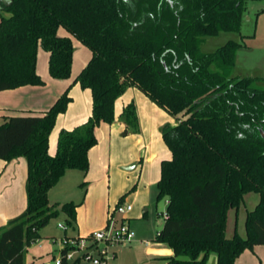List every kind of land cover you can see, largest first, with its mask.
<instances>
[{
    "label": "trees",
    "instance_id": "obj_1",
    "mask_svg": "<svg viewBox=\"0 0 264 264\" xmlns=\"http://www.w3.org/2000/svg\"><path fill=\"white\" fill-rule=\"evenodd\" d=\"M247 1L0 0V91L44 84L39 47L49 55L52 78L70 77L75 47L58 34L63 27L91 51L73 82L92 97L86 122L60 131L55 155L48 153L49 134L71 101L70 86L46 111L0 124V159L22 156L27 164L26 208L0 228V264H25L26 247L59 211L73 227L82 201L57 209L48 191L68 169L87 172L95 128L113 122L115 100L128 86L177 120L162 129L171 157L160 164L156 200L167 204L153 239L172 249L171 263L206 264L214 253L216 264H233L264 244V76L230 74L243 42L201 50L205 37L239 31ZM120 117L138 130L133 103ZM249 192L259 199L246 212L245 236L227 237L228 210Z\"/></svg>",
    "mask_w": 264,
    "mask_h": 264
},
{
    "label": "rangeland",
    "instance_id": "obj_2",
    "mask_svg": "<svg viewBox=\"0 0 264 264\" xmlns=\"http://www.w3.org/2000/svg\"><path fill=\"white\" fill-rule=\"evenodd\" d=\"M263 7V0H248L244 6L239 31L220 32L216 36H207L201 45L202 51L211 52L224 44L227 40L243 42V45L238 48L235 53V61L230 73L232 76H264ZM61 31L66 30L60 27L58 33H61ZM78 43H80L83 48L75 53L72 77L82 68L80 67L81 63L85 60L88 61L91 57V51L84 44H81V42ZM41 61L43 60L40 59L38 64L39 70L42 66ZM74 79L75 76L72 82ZM68 95L71 97L69 93ZM74 96L77 100L76 103L80 104L79 96L77 94ZM133 105L137 116L136 105ZM155 107L156 113L153 114V117L156 120L147 127V122L142 121L143 124H141V119L137 117L138 130L135 132L131 127H128L129 134L126 136L120 135V132L117 131L119 129V123L114 120L112 125H109L111 123L100 122L96 127L95 136L97 139L96 145H98V152H96V159L92 161L90 173H88L86 177L88 181L87 192L91 200L90 203L79 210V216L82 222L86 223L89 222L92 217H98L102 209L105 208L104 224L100 229L105 228L107 226L109 212H111L116 205L120 204L122 206L131 205V207H134L136 210L135 217H133L135 210L132 211L133 213L130 212L123 217L127 219L134 218L136 219L135 221H138L131 227L136 232H138L141 226H144L146 230H144L145 235L143 238L148 239L150 242L153 241L158 228L162 227L161 212L165 211L166 204L164 198L156 200V180L158 179H156V175L160 176L161 161L171 154L170 149L163 139L162 129L164 126L171 125L170 120H172L173 116L156 104ZM6 114L7 113L0 108V123L2 122V117ZM104 149H106V151H103ZM125 158L127 161L123 162L122 160H125ZM129 162H134L136 164L135 167L130 170L122 169L124 165L130 164ZM81 182V180L75 181V179H68L65 184V190L70 195L67 194L66 197L62 198L82 195V190L79 187ZM254 195L258 196L255 192H249L244 195L237 210L238 227L243 236V216L246 210L253 208V205H251V197H254ZM61 202L65 203L64 201ZM61 204H58L56 208L59 209ZM145 208L148 212L145 218H142V212ZM234 215L235 209H230L228 214L229 223H232ZM62 223H65L63 220V212L59 211V214L49 221L43 232L46 234L53 233L55 237L59 238L64 234L63 230L59 227ZM67 232H70V228ZM55 237H46L31 243L25 252L26 262L39 264V260L43 258L44 261L53 264L52 254L55 253L57 244L52 242V239ZM127 248L128 246H119L117 248L118 259H121L124 254L127 253L125 250ZM136 255L139 258L141 257L139 252H136ZM113 261L114 259H110L109 264H113ZM79 264L89 263L81 261Z\"/></svg>",
    "mask_w": 264,
    "mask_h": 264
},
{
    "label": "crops",
    "instance_id": "obj_3",
    "mask_svg": "<svg viewBox=\"0 0 264 264\" xmlns=\"http://www.w3.org/2000/svg\"><path fill=\"white\" fill-rule=\"evenodd\" d=\"M58 34L61 36H70L73 41V45L75 47V50L73 52V59H72V68H73L75 53L76 51L82 50L83 47H81L80 43H78L80 41H76L77 39L75 40V37L71 36L67 31H61V33ZM48 57H49L48 53L39 47L37 52L36 70L38 74L44 79V84L25 85L15 89L0 91V108H2L3 111L7 113L5 116L2 115L3 116L2 122L4 121L5 117L10 115L25 114V113H42L46 111L56 101V99L65 91V89L68 86H70L68 93L71 95V101L66 111L57 116L55 125L49 134L48 153L50 155H55L57 150V139L60 131L72 130L75 127L86 122V120L91 114L92 97L89 89L81 88L78 83L72 82L74 76L76 77L77 74L81 71V69L87 64L88 62L87 60L81 63L80 67L82 68H80L79 72H76V74L73 77H72L73 71L71 70V75L68 79L58 80L52 78L49 74ZM40 59H42L43 61H41L42 66L41 69L39 70L38 64ZM75 94L79 96L80 104L76 103L77 100L74 96ZM130 102L136 105L137 117L141 119V124H143L142 121L147 122L146 126L148 127L151 125V123L154 120H156L153 117V114L156 113L155 103L152 102L144 93H142L136 87L128 86L125 89V91L115 100L114 121L119 123V127H118L119 129L117 131L120 132L121 136H126L129 134V128L122 121L120 117V113L122 112L123 107ZM114 121L112 123H114ZM170 121H171L170 123L171 125H175L177 120L175 117H173L172 120ZM112 123L109 125H112ZM96 144L93 147H91L88 151L89 167L86 173H83L82 171L77 169H68L65 172V174L59 179V181L48 191V201L50 205L54 203L61 204L62 203L61 201L64 202L82 201L80 205L76 208V219L73 224V227H70V232L69 233L66 232L67 235H72V236L86 235L90 231L100 229L104 224L105 208L102 209V212L100 213V215H98V217L95 218L94 216L92 217V219H90L89 222L86 223L82 222L79 216L80 208L86 206L88 203H90L91 200L90 199L91 197L88 196V192H87L88 181L86 180V177L88 173H90L92 161L97 157L96 152H98L97 149L98 145ZM103 151H106V149H104ZM166 157H167L166 159H169L171 157V154L170 156H166ZM122 161L126 162L127 159L125 158V160ZM130 165H133L130 168L132 169L135 167L136 164L134 162L130 164H126L122 167V169ZM130 169H124V170H130ZM159 177L160 176L156 175V179L157 178L159 179ZM26 178H27V164L24 157L19 156L9 161L0 159V228L6 226L10 219L19 215L26 208V204H27L26 190H25ZM68 179H75V181L81 180L82 182L85 181V187L79 185V187L82 190V195L67 196L68 198H62V197H66V195L69 194L65 190V184L67 183ZM158 179L156 181H158ZM258 199H259V195L258 196L254 195V197H251V205H253V207L257 203ZM164 200H165V204H167V199L164 198ZM134 210H135L134 207H132L127 214H129ZM229 210L227 213V220H226V229H225L226 236L227 237L233 236L235 231L239 235L243 236L240 233V229L238 227V216H237L238 209L237 210L235 209V215L233 219L234 221L232 220V223H229L228 220ZM247 211L248 210L245 211L243 216L244 236H245L244 220ZM147 212L148 210L145 208L142 212L143 214L142 218H145ZM162 213L164 212H161V214ZM135 216H136V210L133 213V217ZM66 217L67 215L63 213L64 221ZM135 220L136 219L134 218H128V223L130 227H132L133 224L135 225L138 222ZM161 223L163 224V220H161ZM45 227L46 226H44L39 230L40 237L37 240H42L43 238L46 237H55V234L53 233L52 234L44 233L43 230ZM144 230H146V228L144 226L143 227L141 226L138 232L135 231L136 241L130 245H124V246H128V248L125 249L127 253H125L121 259H118V252L116 251L118 247L115 249V256L112 258L114 259L113 264H172L170 261V257L173 255V251L170 247H168L165 244L153 242V241L150 242L148 245H144L142 243L141 240L145 239L143 238L145 235ZM159 230L160 228H158L157 232ZM28 247H26L25 252L27 251ZM136 252H139L141 254L140 258L136 255ZM56 254L57 251H55V253L52 254V257ZM24 260H25V264H34V262H26L25 255H24ZM79 263L80 262L74 264H79ZM208 263L216 264V257L214 254L210 255L206 264ZM39 264H51V263L44 261L43 258H41L39 260ZM233 264H264V244H257L253 247L252 250L245 249L235 259Z\"/></svg>",
    "mask_w": 264,
    "mask_h": 264
},
{
    "label": "built area",
    "instance_id": "obj_4",
    "mask_svg": "<svg viewBox=\"0 0 264 264\" xmlns=\"http://www.w3.org/2000/svg\"><path fill=\"white\" fill-rule=\"evenodd\" d=\"M131 205H116L109 212L107 226L95 230L86 236L67 235L70 228L66 223L59 227L63 230L62 236L55 237L52 242L57 244V254L52 257L53 264H73L81 261L89 264H109V260L115 256V249L119 246L130 245L136 241V232L130 227L128 219L123 216L131 210ZM162 219L165 213H162ZM144 245L149 240H141Z\"/></svg>",
    "mask_w": 264,
    "mask_h": 264
},
{
    "label": "water",
    "instance_id": "obj_5",
    "mask_svg": "<svg viewBox=\"0 0 264 264\" xmlns=\"http://www.w3.org/2000/svg\"><path fill=\"white\" fill-rule=\"evenodd\" d=\"M133 165H130V166H126L124 167V169H130ZM174 264H177V263H174Z\"/></svg>",
    "mask_w": 264,
    "mask_h": 264
}]
</instances>
